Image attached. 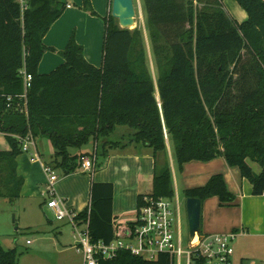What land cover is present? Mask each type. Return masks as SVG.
<instances>
[{"label":"trees","instance_id":"obj_1","mask_svg":"<svg viewBox=\"0 0 264 264\" xmlns=\"http://www.w3.org/2000/svg\"><path fill=\"white\" fill-rule=\"evenodd\" d=\"M223 1L141 0L146 37L159 70L154 79L146 67L144 33L139 27L120 28L110 13L101 17L100 66L85 59L72 35L60 51L63 62L40 73L39 61L49 48L43 36L68 0H29L22 14L14 0H0V132L9 144L0 150V198L13 202L20 194L17 157L22 149L16 136L28 134L49 139V165L63 176L77 172L81 157L92 151L89 173L102 166L112 149L145 146L154 160L151 191L145 195L170 198L174 188L168 142L179 170L187 161L221 156L239 168L253 195L264 194V0H236L247 13L240 22ZM81 8L97 15L90 0H82ZM23 67L32 76L25 105L15 97L23 92ZM119 126L126 128L117 130ZM87 143L92 151L81 149ZM113 195L111 182H91L89 211L85 207L78 217H88L93 241L109 242L116 236ZM145 195H137L136 207ZM183 196L201 203L217 196L223 206L235 199L221 173L184 189ZM17 260L16 249L0 241V264ZM101 264L169 260L166 254L148 261L118 250Z\"/></svg>","mask_w":264,"mask_h":264},{"label":"crops","instance_id":"obj_2","mask_svg":"<svg viewBox=\"0 0 264 264\" xmlns=\"http://www.w3.org/2000/svg\"><path fill=\"white\" fill-rule=\"evenodd\" d=\"M68 4L69 6H65L62 14L43 36V43L49 48L43 52L39 61L38 71L40 73H48L63 62L60 51L65 48L72 35L75 41L82 46L83 56L88 62L95 66H100L102 63L105 25L101 17L110 13L111 0H90L91 8L97 15H92L82 9V0H68L66 5ZM143 30L144 39L148 42L144 21ZM153 78L155 79L154 76ZM0 136V150L9 149V144L2 137L4 135L1 132ZM166 157L172 171L175 192L182 202L184 201V189L205 184L215 173L223 175L228 190L235 195L234 203L230 206H223L217 196L203 200L201 203V233L212 235L236 231L239 234L233 255L234 263L244 264L248 261L247 264H262L264 261V194L253 195L250 182L241 176L239 168L229 166L221 156L207 161L191 160L183 163L179 176L180 187H178L176 184L178 177L174 169L176 162L168 142ZM153 164L150 148L130 145L109 151L107 158L98 169L97 174L100 175L98 178L90 173L93 178L88 180L89 189L92 181L113 184L112 212L113 226H117L115 228L119 229L125 223L134 220L137 195H145L151 191ZM258 170L259 168L255 171ZM181 189L182 195L180 196L178 191ZM63 199L70 209L78 213L89 205V190L86 205L85 200L78 202L77 195L70 196L69 200L65 197ZM74 243L70 245V242H60L57 252L62 253L71 246L74 248ZM77 253L80 255L79 252ZM77 253V259H74L76 261L74 263L67 261V264H80L81 256Z\"/></svg>","mask_w":264,"mask_h":264},{"label":"built area","instance_id":"obj_3","mask_svg":"<svg viewBox=\"0 0 264 264\" xmlns=\"http://www.w3.org/2000/svg\"><path fill=\"white\" fill-rule=\"evenodd\" d=\"M21 14L29 6V0H14ZM66 6H69L66 5ZM23 80V92L16 95L23 105L26 104V93L31 85L32 76L23 67L20 70ZM7 101L12 96L7 95ZM22 150H28L29 145L36 150L34 160L40 162L47 176L49 198L47 207L53 211L56 219H66L76 238L74 245L82 256L83 264H101L103 260L114 258L118 250H127L131 254L148 261H155L160 254L168 255L169 264H233L234 238L239 234L236 231L212 235L196 234L193 239H184L182 236V205L176 192L170 198H153L143 196L142 204L136 207L134 220L125 223L123 227L115 229V237L109 242L93 241L88 224V217L81 219L78 213L70 209L63 198L55 193L53 188L58 177L53 168L42 162L37 155V145L31 134L25 137L16 136ZM92 151V150H91ZM95 153L81 157V167L85 171H92ZM89 211V205L87 206ZM124 229L123 231H120ZM29 243L30 241L27 240Z\"/></svg>","mask_w":264,"mask_h":264},{"label":"rangeland","instance_id":"obj_4","mask_svg":"<svg viewBox=\"0 0 264 264\" xmlns=\"http://www.w3.org/2000/svg\"><path fill=\"white\" fill-rule=\"evenodd\" d=\"M223 2L228 13L238 21L247 18L246 11L236 0H224ZM134 4L136 9L134 28L139 27L142 33H144V13L141 0H134ZM196 5L200 6V4ZM144 49L146 52L147 70L152 76L156 77L158 76L159 70L149 41L147 42L145 40ZM124 128L126 127L119 126L117 130ZM2 135L4 134L2 133ZM2 137L5 138L4 136ZM34 139L37 145L38 158L44 163L52 164L51 156L53 148L49 139L46 137H35ZM81 149L91 150V143H87ZM74 151V149H71V152ZM35 153L36 150L29 145L28 150H22L17 157V172L23 179V185L19 196L13 202L6 198H0L1 244L5 248L16 249L18 253L17 264H67V261L69 263H74L76 261L74 259H77L75 247H67L62 253L57 252L60 242H70L71 245L72 242L74 243V240L76 243V238L70 223L66 219H56L53 211L47 207L46 202L49 198L47 176L40 162L33 159V157H36ZM174 169L176 171V177H178L176 184L180 187L179 176L181 170H179L177 166H175ZM254 169H258V165H254ZM89 172L85 171L81 166L77 169L76 173H70L65 176H63L61 171L55 170L58 177V180L53 185L55 193L68 200L70 196L77 195L78 202L85 200L86 205L89 190L88 180L93 178ZM97 173L98 169H96L92 175L98 178L100 175ZM172 181L175 193L173 178ZM178 192V195L181 196L182 189ZM181 231L184 243H186V239L188 238V227L183 205ZM27 239H29V243ZM237 239L238 236L234 238L232 243L234 251L235 244L238 241ZM77 255L79 254L77 253ZM79 256H81V254ZM247 262L244 264H247ZM79 263L82 264V256L80 257ZM262 264H264V261Z\"/></svg>","mask_w":264,"mask_h":264},{"label":"water","instance_id":"obj_5","mask_svg":"<svg viewBox=\"0 0 264 264\" xmlns=\"http://www.w3.org/2000/svg\"><path fill=\"white\" fill-rule=\"evenodd\" d=\"M110 14L117 20L120 28H134L136 16L134 0H111ZM184 208L188 237L193 239L200 232L201 200L197 197H185Z\"/></svg>","mask_w":264,"mask_h":264}]
</instances>
